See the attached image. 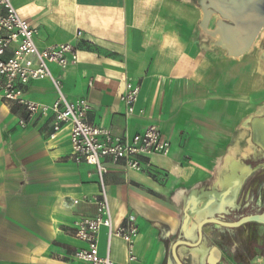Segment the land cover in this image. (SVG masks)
I'll return each mask as SVG.
<instances>
[{"label":"crops","instance_id":"0c3cea01","mask_svg":"<svg viewBox=\"0 0 264 264\" xmlns=\"http://www.w3.org/2000/svg\"><path fill=\"white\" fill-rule=\"evenodd\" d=\"M13 4L39 32V49L74 45L69 65L50 70L69 101L91 105L88 123L129 140L156 125L171 144L167 155L146 159L149 172L106 162L113 225L134 216L139 228L135 264H177L172 252L177 242L183 264H261L258 244L254 252L249 248L250 226L207 224L200 243L198 226L209 218L235 222L261 207L264 30L247 51L233 56L212 45L220 34L202 28L200 2ZM223 20L211 14L206 30H216ZM128 82L141 89L130 116L121 101ZM25 93L46 105L58 99L47 79L31 82ZM57 125L61 130L51 138ZM100 193L96 169L73 162L67 125L51 113L29 118L22 107L0 103V264H84L73 258L84 247L75 222L96 214L88 199ZM108 250L116 264H127L126 244L116 237L109 243L103 228L99 254Z\"/></svg>","mask_w":264,"mask_h":264},{"label":"built area","instance_id":"2783aa9c","mask_svg":"<svg viewBox=\"0 0 264 264\" xmlns=\"http://www.w3.org/2000/svg\"><path fill=\"white\" fill-rule=\"evenodd\" d=\"M0 9V103L22 107L29 118L37 114H53L59 123L70 129L73 162L92 166L97 172L101 193L88 199L96 206V214L75 222V236L84 247L74 253V260L84 264H116L111 260L109 250L105 256L99 254V235L105 228L109 243L116 237L126 244L127 264L137 263L139 228L136 218L129 216L125 224L114 227L104 182L108 173L106 162L135 172H149L151 166L146 159L152 155H167L171 150L170 142L163 139L156 125L149 126L129 140L113 135L109 129L88 123L87 114L91 105L84 100L69 101L63 92L62 82L50 70V65L60 68L69 65L75 54L74 45L65 43L41 50L36 44L39 32L21 18L13 0H0ZM81 36L82 32H78L77 37ZM42 79L49 80L58 94V99L51 105L26 97L25 88L31 82ZM140 90L137 84H126L121 101L127 108L128 116L135 113ZM20 124L23 127L27 125L24 121ZM60 130L61 126H55L51 138H55ZM261 264H264L263 258Z\"/></svg>","mask_w":264,"mask_h":264},{"label":"flooded vegetation","instance_id":"af4514ba","mask_svg":"<svg viewBox=\"0 0 264 264\" xmlns=\"http://www.w3.org/2000/svg\"><path fill=\"white\" fill-rule=\"evenodd\" d=\"M199 2L202 7L209 11V15L213 13L220 14V11H224L227 18H224L221 25L222 30L226 32L224 34L225 43L230 47L244 50L256 31V28L262 24V28L256 40L264 30V0H199ZM229 29H232L234 34H229ZM263 212L264 197L261 207L244 217L261 214ZM246 225L250 226L249 228L252 231L249 248L254 252L253 247L258 244L257 250L263 253L264 237L261 226L256 223H249Z\"/></svg>","mask_w":264,"mask_h":264},{"label":"water","instance_id":"95a60500","mask_svg":"<svg viewBox=\"0 0 264 264\" xmlns=\"http://www.w3.org/2000/svg\"><path fill=\"white\" fill-rule=\"evenodd\" d=\"M226 4V3H224ZM204 12H205V20L202 24V28L208 32L209 34H220V40L216 43H213L212 45H222L224 48L226 49H229V53L227 55H233V56H237L241 53H243L244 51H247L253 44L254 42L256 41V38L262 28V24L259 25L257 28H256V31L254 32L252 38L250 39L249 43L247 44V46L244 48V50H239L237 49L236 47H230L228 46L226 43H225V33L223 30H222V25H221V22L222 21H219L217 24L219 25V28H217L216 30L214 31H207L206 30V27H207V24H208V20L210 18L211 15H209V11H207L204 7H202ZM220 14L224 17V18H227L224 11H220ZM229 34H234L232 29H229L228 31ZM217 224L221 227H224V228H229V229H237V228H240L246 224H249V223H256L258 225L261 226L262 228V231H263V237H264V212L261 213V214H256V215H250L248 217H244L238 221H235V222H226V221H222V220H219L217 218H209V219H206L204 221H202L199 226H198V234H199V241L198 243L201 242V239H202V236H203V227L207 224ZM182 243L181 242H177L174 244L173 246V258L175 260V262L177 264H183L177 254H176V248L181 245ZM263 244H264V241H263ZM198 245V244H197ZM263 261H264V252H263Z\"/></svg>","mask_w":264,"mask_h":264},{"label":"rangeland","instance_id":"374dc122","mask_svg":"<svg viewBox=\"0 0 264 264\" xmlns=\"http://www.w3.org/2000/svg\"><path fill=\"white\" fill-rule=\"evenodd\" d=\"M191 1H193V2H194V4H198V3H199V1H198V0H191ZM259 38H260V37H259ZM259 38H258V39H259ZM258 39H257V40H258Z\"/></svg>","mask_w":264,"mask_h":264},{"label":"bare ground","instance_id":"6f19581e","mask_svg":"<svg viewBox=\"0 0 264 264\" xmlns=\"http://www.w3.org/2000/svg\"><path fill=\"white\" fill-rule=\"evenodd\" d=\"M260 132V131H259ZM261 136V135H260ZM235 167V166H234ZM235 176V175H234ZM235 178V177H234ZM238 181V180H237ZM229 183V182H228ZM230 185V184H229Z\"/></svg>","mask_w":264,"mask_h":264}]
</instances>
